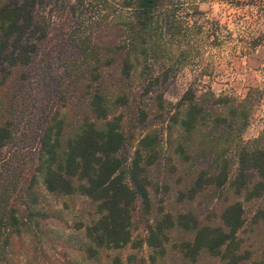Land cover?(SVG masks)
<instances>
[{
  "label": "trees",
  "instance_id": "16d2710c",
  "mask_svg": "<svg viewBox=\"0 0 264 264\" xmlns=\"http://www.w3.org/2000/svg\"><path fill=\"white\" fill-rule=\"evenodd\" d=\"M182 22L173 0H0V264H12L9 237L37 214L30 206L40 185L94 203L89 257L132 244L147 246L154 262L181 232L173 247L190 262L202 253L221 264L249 259L239 232L244 202L264 200V131L241 140L244 123L235 125L247 121V101L224 114L215 107L221 98L197 95L191 83L174 112L165 110L159 90L183 52L172 47ZM138 71L135 91L154 94V116L130 87ZM155 116L181 131L177 157L161 149L164 130H147ZM138 126L144 133L134 138ZM232 132L224 148L220 139ZM155 172L178 177L174 211L153 200ZM217 201L216 213L201 210ZM258 213L264 217L257 211L254 222ZM134 226L143 232L136 241ZM250 264H264V250Z\"/></svg>",
  "mask_w": 264,
  "mask_h": 264
},
{
  "label": "rangeland",
  "instance_id": "374dc122",
  "mask_svg": "<svg viewBox=\"0 0 264 264\" xmlns=\"http://www.w3.org/2000/svg\"><path fill=\"white\" fill-rule=\"evenodd\" d=\"M173 7L183 21L184 34L172 41V47L183 52L175 56L176 66L169 71L168 80L159 90L163 95L165 110L169 109L170 114L174 112L175 104L191 83L196 87L197 95L210 91L215 95L213 98L202 96L210 101L221 98L215 107L220 105L224 114H228L227 108L233 101L246 100L249 108L246 109L247 121L239 118L235 126L242 127L240 124L244 123L241 131L243 141L258 137L264 131V0H173ZM139 73H136L130 87L134 89L135 101L152 108L154 116L155 109L159 110L154 94L140 97L135 91L139 86ZM156 118H152L154 122L160 121L158 116ZM154 128L160 135L164 130V135H161L164 155L177 157L175 149L181 140L177 124L165 118L163 123L156 122L147 130ZM130 130L134 132V138L144 133L140 126ZM234 134L232 132L220 139L225 143L224 148H230ZM135 147L136 140L130 150L133 151ZM230 154L228 149V158ZM177 178L164 172L154 173L153 200L158 203L164 201L166 210L178 208L173 203ZM19 190L20 183H17ZM36 191L37 202L30 207L33 213L40 214L32 215L19 232L9 237L7 256H10L12 264H115V258L118 264H221L218 258L206 253L199 255L195 262L182 258L173 247L174 243L186 237L181 232L170 235L164 256L154 262L145 245L140 248L132 244L121 249L102 248L89 257L87 247L91 244L85 236V228L98 217L94 203L78 194L60 196L48 193L41 185L37 186ZM26 202L27 199L23 205ZM213 204L201 205V210L206 213L205 208L214 206L213 213H216L221 201ZM243 207L245 223L239 232L242 241L240 252L249 253V259L242 264H250L251 259L264 250V217L258 213V222L253 221L257 211L264 212V200L244 202ZM142 234L140 226L133 227L134 241Z\"/></svg>",
  "mask_w": 264,
  "mask_h": 264
}]
</instances>
